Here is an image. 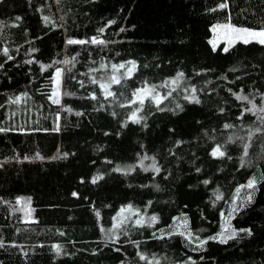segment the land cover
I'll list each match as a JSON object with an SVG mask.
<instances>
[{"label":"trees","instance_id":"1","mask_svg":"<svg viewBox=\"0 0 264 264\" xmlns=\"http://www.w3.org/2000/svg\"><path fill=\"white\" fill-rule=\"evenodd\" d=\"M220 23L264 0H0V264H264V44Z\"/></svg>","mask_w":264,"mask_h":264},{"label":"rangeland","instance_id":"2","mask_svg":"<svg viewBox=\"0 0 264 264\" xmlns=\"http://www.w3.org/2000/svg\"><path fill=\"white\" fill-rule=\"evenodd\" d=\"M233 29H248L250 31H260V30H255V29H250V28H246V27H239V26H234V25H230L228 23H220V24H216L214 26H212V33L213 36L211 38V44L213 46H216L218 43L220 42H224L226 44L232 43L236 40H255L250 36H247L245 34L242 33H238L233 31ZM62 72L57 71L56 75L54 77L53 80V84L54 87H60L61 86V82H62Z\"/></svg>","mask_w":264,"mask_h":264},{"label":"snow or ice","instance_id":"3","mask_svg":"<svg viewBox=\"0 0 264 264\" xmlns=\"http://www.w3.org/2000/svg\"><path fill=\"white\" fill-rule=\"evenodd\" d=\"M221 7H227V5H223V4H222ZM233 31L238 32V33L245 34V35H247V36H250V37H252L253 39H255L256 42H258V43H260V44H264V29H262V30H260V31H250V30H248V29H233ZM92 42H93V43H103V41H97L95 38H93ZM243 42H244V43H249V42H251V41L245 39ZM69 43H75V41H69ZM80 43H84V41H80ZM5 51H7V50H5ZM225 51H227V49H225ZM120 67H124V65H120ZM113 80H114V82L119 83V81L115 80V78H113ZM101 87H104V86L102 85ZM54 94H55V93H54ZM108 95H112V93L109 92ZM242 99H246V97H243ZM54 102H55V103H59V100L57 99V100H55ZM197 102H198V101H197ZM134 116H135V114H134ZM225 127H228V125H225ZM0 131H3V130L0 129ZM213 155H214V156H223L224 153H223L222 151H220L219 147H217V148L214 150ZM93 182H95V180H94ZM253 184H254V181H250L249 184H248V187L251 188V187L253 186ZM73 195H76V194L73 193ZM218 198H219V197H218ZM153 219H155V218H153ZM232 235L234 236L235 233L233 232ZM229 238H231V237H229ZM211 239H216V237H211ZM222 242H226V240H225V241H222ZM202 243H204V242L202 241Z\"/></svg>","mask_w":264,"mask_h":264}]
</instances>
